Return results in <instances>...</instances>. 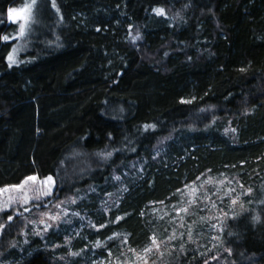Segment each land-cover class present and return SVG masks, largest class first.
<instances>
[{
    "label": "trees",
    "instance_id": "1",
    "mask_svg": "<svg viewBox=\"0 0 264 264\" xmlns=\"http://www.w3.org/2000/svg\"><path fill=\"white\" fill-rule=\"evenodd\" d=\"M29 2L21 39L8 10ZM5 35L0 189L51 177L55 200L81 198L73 210L100 229L76 220L79 235L61 225L41 238L28 215L0 213V264L144 249L165 232L149 208L208 175L250 187L247 211L226 223L221 251L158 264H264V0H0Z\"/></svg>",
    "mask_w": 264,
    "mask_h": 264
},
{
    "label": "rangeland",
    "instance_id": "2",
    "mask_svg": "<svg viewBox=\"0 0 264 264\" xmlns=\"http://www.w3.org/2000/svg\"><path fill=\"white\" fill-rule=\"evenodd\" d=\"M25 5L31 6L26 25L28 30L34 2L12 9H21ZM25 36H21V39ZM13 49H16L14 53ZM13 49L11 53L14 55L15 63H10L8 59L7 62L11 66H16L19 64L23 48L18 45ZM55 190L56 185L52 178L49 181L38 177L34 181L26 180L16 187L0 189V213L28 215L23 221L29 224L34 236L41 238L50 231L57 230L61 225L71 227L76 235H79L80 230L84 231L87 228L96 231L100 229L94 220L80 216L73 210V206L78 204L81 198L56 201ZM44 192L48 194L43 195ZM252 194L253 190L250 187L242 185L231 176L208 175L201 178L185 187L169 203L152 205L149 208L150 220L160 223L157 229L162 228L165 232L155 234L146 248L123 249L121 255L116 257L109 254L101 255L94 247L88 256L89 264H158L175 252L180 251L181 255H185L190 247L195 251L198 249L209 252L221 251L225 248L223 235L226 223L247 211L245 199ZM120 201V197H109L103 211L109 214L112 207L120 205ZM42 205L43 209H40ZM76 220L80 221V230L74 227ZM2 230L3 227L0 233ZM66 240V246H71V240L68 238ZM90 246L94 245L90 242Z\"/></svg>",
    "mask_w": 264,
    "mask_h": 264
},
{
    "label": "snow or ice",
    "instance_id": "3",
    "mask_svg": "<svg viewBox=\"0 0 264 264\" xmlns=\"http://www.w3.org/2000/svg\"><path fill=\"white\" fill-rule=\"evenodd\" d=\"M31 11V6L30 5H25L23 8L21 9H9L8 10V17L9 20L11 22H17L19 23V33L21 36L24 35L25 30H26V25L29 21V13ZM157 12V14H163L164 10L163 9H156L154 10ZM20 21H23L22 23ZM99 31V29H98ZM0 39H2L3 41H9L10 37L5 35L3 37H0ZM134 39H139V36L135 37ZM16 51V49H13V53ZM13 53H10L7 57V59L9 60L10 63H15V58ZM241 71H243V69H241ZM232 131H235L234 129ZM107 155H111V153H108ZM27 180H36L37 177L35 176H31V177H27ZM49 181L51 180V177L47 178ZM199 179V178H198ZM43 195H47V192L42 193ZM9 219H11V217H9ZM52 219H57V217H52ZM121 219L120 217H117V220ZM43 222V221H42ZM74 255H76V253H74Z\"/></svg>",
    "mask_w": 264,
    "mask_h": 264
}]
</instances>
